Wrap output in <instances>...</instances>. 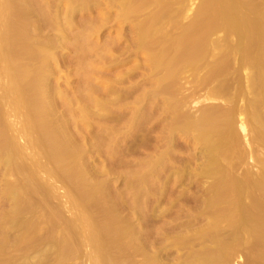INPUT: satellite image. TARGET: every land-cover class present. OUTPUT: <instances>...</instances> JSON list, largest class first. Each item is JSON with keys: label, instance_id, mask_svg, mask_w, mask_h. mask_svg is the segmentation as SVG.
Here are the masks:
<instances>
[{"label": "bare ground", "instance_id": "bare-ground-1", "mask_svg": "<svg viewBox=\"0 0 264 264\" xmlns=\"http://www.w3.org/2000/svg\"><path fill=\"white\" fill-rule=\"evenodd\" d=\"M88 1H90V0H88ZM95 1L96 2H94V3L97 4V2L99 0L98 1L95 0ZM136 1L137 0H103V2H104L103 4L106 6L102 5V3H98V5L101 4V6H99V7L104 6L107 9L104 12V16L102 14L103 18L101 17V22H103L101 24V25H103V26H101V28L102 27L104 28L106 26L105 28L109 29L107 27H109L108 25H110L111 20H113L112 17H110L111 9H113V10L115 9L116 12L120 11L119 14L116 16V18L113 17L114 20L112 21V23H114V21H115V24L119 25V23L122 22V23H120L121 26L123 24L124 19L126 20L127 17L129 19V16L133 17L134 14H139L140 12L136 13V7L132 6L134 4V2H136ZM138 1H139V3H141L143 5L150 4V5H148L149 7L150 6L151 7L160 6V10L157 13V12H151V11L148 12V9H147L146 15H144V12H141L144 15V17L141 14L142 16L140 15L139 17H141L142 19L138 20L139 22H136L137 21L136 20L133 23V21L127 19L129 22L131 21L132 24H131V22L129 23L130 24L129 27H131V28H130V30L129 29L127 30V31H129L128 32L129 36L127 37V35H126L127 33L126 34L123 33L126 36L125 37L126 38V44H125L126 47H124L122 44H121L122 47H120L121 46V45H119L120 40L118 42L115 41L116 42L115 45L114 44L108 45V42L110 40L108 42L103 40V42L105 43V48L104 47L103 48H104V50L107 49V50H105L106 52L104 50H103V52H101V54L103 53V58H104V54H105L106 60H103L101 58L102 56L100 57L103 60L102 67L105 63L104 72L102 71L103 69H101V72L105 73L104 75H106V78L104 80L102 79V81L104 83L101 81L103 83V84L101 83L102 84L101 89L103 91V97L104 98L101 97L103 101L101 100L102 103H100L102 105L101 106L102 108L100 107L101 112H103L101 114L102 115L101 118L103 120V122L101 120V122H102L101 124L104 123L103 138L100 135V137L103 140V141L100 140V142L102 141L101 145H102V143H104V145H102V146H103V148H105V149H103V150H105V154L104 153L103 154L105 155L106 159L109 158V160H111L110 155H112V153L116 154L115 152H117L119 157H122L123 153H126V154L132 153V152H128V148H127L128 145L127 146L125 145L127 143L126 142L127 139L126 140L124 139L125 141H122L125 143H121V140H123V138L126 137L128 134L134 135V136L136 135V133L130 134V131H131V129L133 130L132 127H133L134 123L137 124L136 120L138 122H140L139 120L141 118L140 117L141 115L139 116L140 117L139 118V117H137L138 114H140L142 112H143V114H146V115L148 114L149 116L148 115L147 116L149 118L148 119L149 124H147L148 122H146V124L149 127L147 125H145V122L143 125L142 124L143 121L140 123L143 125V127L144 126L148 127L147 129L150 133V136L146 135V138L151 137V140L150 139L146 140V141L144 140L145 144L147 141L151 142L150 143L151 146H149V147H151V148H149V149H151L150 150L151 152L149 153L151 155V161L149 160L150 164H147V167H149V172H147V174L146 173L144 174V170L145 171L147 170V169H144V167H145L144 166L143 170H142L144 175L139 174V171L136 174L140 175V176H138L139 178L140 177L143 178L145 175L149 176L148 179H150L149 180L150 182L149 181L148 182L150 184L149 189L151 191L150 192L151 193L150 198H152L150 209H151V212L153 213V219L155 220L156 218H154V217H156L159 214H161V218L164 215L169 216L168 218H167V216H164L168 220H169V218H171L170 220H174V218H175V220L178 219V221H179V218L185 217V219H183L182 223H179L176 221L177 222L176 225H178V223H179V228L183 227V229H182L183 233H185L184 229L189 227V223L193 222V224H194L195 223L194 221H196V222L199 221L198 223H200L201 221L204 220L203 222H205V220H206V222H205L206 224L203 225L202 227H200V228L197 227L198 229H194V228L191 230L188 229L187 233L185 234L186 238H185V240H183L184 242L182 241L183 242L182 246L185 245V241L187 238H188L187 241L188 242L190 241L189 237H187L188 236L187 234H189L190 237L192 235L193 236H195V235L201 236L203 239L201 237H199V239H201L203 241H205L204 238L205 239L207 238L204 236L209 237L210 235L212 236L211 237L212 239L218 237L221 240L219 239L218 242L216 240H214V242L216 241L215 244L216 243L217 244H216V248L212 249V251H210L208 249L207 245L205 246L204 249L209 250V253L206 250L202 249L203 253L199 252V256H198L197 252H195L194 254H196V258L198 257L196 259V261H197L196 264H235L234 255L236 254V251H234L233 245H234L235 250H236L238 248V245H236L237 243L236 244H234V243L237 241L240 242L241 239L239 238V236L244 237L245 235L246 236L248 235L249 237L250 236L256 237L254 239H257L258 244L257 243L256 244L260 248V251H258L256 249V247L254 248L256 250H254V249L253 250L251 249V250H252V252L256 251L255 253L258 254L257 260L260 259L261 262L263 263L264 261H262V260H264V167H263L262 172L257 177H254V178H252L246 172L247 174H244L242 176V178L237 177L240 179H237V178L234 179V178H232L230 171L232 172V170H234V168L237 166L233 162V159L234 158H239V159L241 158V153H240L241 149H239V145L241 143V138H243V139L246 138L247 127L249 129L252 128V130L255 131V133H254L255 134L254 135L255 141L258 142L261 146L263 145V147H264V0H200L199 4L197 6L198 8L195 9L197 12L196 13L197 16H195V18H194V16L191 17V23H189L190 22L189 21L188 22L189 24L188 25L186 24L187 26H182L183 28H182L181 32L176 37H173V38H171L172 36L170 37L169 34L167 33V31L165 30L166 25H167L168 21H170V19L172 18L173 15L175 17H176V15H178V16L184 15L183 13L188 11V9L186 10L183 2H181V1L178 2V4L180 3L179 8H177V11L175 10L176 12L174 10H173L174 11L173 12L171 10V7L168 4V2H164L165 0H138ZM170 1H173V0H170ZM177 1H176V3H177ZM187 1L190 2L189 0H187ZM8 2H9V0H8ZM80 2L82 3L83 1H80ZM85 2H87V0ZM94 3H92L93 7H94ZM89 4H90V2H89ZM81 5H83L84 8L86 7V3H84V4L82 3V4H80V6ZM98 5H95V7L97 8ZM72 7L75 8L74 6H72ZM80 8L83 9L82 6ZM170 10L173 13H170L171 12ZM121 11H122V13H121ZM71 12L72 11H70V14H72ZM176 13H179V14H176ZM11 15H14V12L13 13L11 12ZM52 15L51 16L53 17L52 18L53 20L52 21L50 20V22H52V24H54V26H56L58 28L57 25L62 24V22H60L58 24V21H59V19L57 20L58 16L55 17V15H57V14H52ZM194 15H195V13H194ZM51 16L49 17V19H51ZM66 16H68V15H66ZM164 17L166 18V20ZM186 17H187V15H186ZM10 18H12V19H10ZM66 18H68L67 20H71V18H69V17H65V19ZM192 18H194L193 21H192ZM9 19L12 20V21L9 20V23H8L10 26L9 28H11V32H8L7 36L10 34L11 36L9 35V37H13L10 41L13 42L12 40L15 41L14 38L17 39V37L20 36V33H22V30H23L22 28H24V26L22 27L21 25H23V24H21L20 26L22 28H20L18 25H16L17 20H15L14 16L13 17L10 16ZM47 20H48V18H47ZM108 22H109V24H108ZM20 23H21V21H20ZM22 23H24V22H22ZM61 26L62 25H60V27ZM56 27H54V28H56ZM61 28H63V27H61ZM120 28L121 27L119 26V30H118V28H116L115 30L122 32V30H120ZM24 29H26V28H24ZM59 30H60V28L56 29L55 31L58 32ZM25 32H26V30H25ZM60 32H58V33H60ZM124 32H126V30ZM23 33H24V31H23ZM120 33H118V34H120ZM24 34L26 35V33H24ZM24 34H22V35H24ZM25 35L23 37L20 36V38L22 37V39H23L25 37ZM120 35L122 36V34H120ZM120 35H119V37H115V39L117 38L116 40H118V38L122 39L124 37L123 36L121 38ZM7 36H6V39H8ZM107 37L109 39V36H107ZM17 40L21 41V40H19V38ZM25 40H26V37H25ZM41 40H42V43H40ZM114 40H111V43ZM16 41H15V43L10 42L11 44H9L10 45L9 47H11V45H13V44L17 45ZM7 42H8V40H7ZM43 43H44L43 39H39V44L42 45ZM117 43H119V44H117ZM123 43H125V40ZM24 44H26L25 41H24ZM52 44L54 45V46H51L52 48L56 46V44H54V43H52ZM48 45L45 44V47H43V45L40 46V47H42L41 49L47 48L46 51H45V49L41 50L40 47H38L39 49L36 47V50L37 51L39 50L38 52L42 53V54L41 53L39 54L40 56L36 54L38 52L34 50L35 48L34 49L30 48V49H32L31 52L35 51V54H36L35 57L36 56H39V57L43 56L42 60H41V58H39L40 59L39 62L41 63V61H42L41 64L37 61L39 63V67H40V65L42 66V68H43V66L45 67L48 63V59L53 56V54L49 52V51H51V50H49V48L51 49V47H48ZM113 45L115 46V48L113 47ZM109 46H112L114 48V50H112L111 49L112 47H110V50H112V51L116 50V52H114V53L112 51L110 52L108 50ZM9 47H8V49H6V51L10 49L9 52H12L11 49H15L14 53H16L18 56L20 55L16 52V49L18 46L17 47L13 46L14 48L13 47L9 48ZM29 47H30V45H29ZM29 47H27V50ZM4 52L5 51H2V52H0V54L3 55ZM107 52H109V54H107ZM27 53H30V52L28 51ZM110 53L115 54L116 57L110 55ZM4 54L6 55V53H4ZM7 54H9V56H10V57L6 56L7 57L6 60L8 59L7 60L8 61V64H7L8 67L11 66V67L15 68V70H16V72H15V70H13L15 72L14 73L13 71H9L13 68H11V67L7 68L8 72H6V73H8L9 75L11 72H13V74H15V76H16V73L18 74V72H19V74L17 76L20 77L21 74L24 75L27 71H30L31 68L33 67V66L31 67V65H29L30 67H28V66L24 67L26 70L24 68L21 69L22 65H21V67H20V65L19 66L16 65L17 64V61H16L17 55L14 57L12 56V59L15 60L14 63H16L15 64L16 67L17 68L20 67L19 68L20 70L17 72L18 69L12 64L13 61L11 59V55H14L13 52L7 53ZM51 54H52V56H50ZM109 55H110V58H112V61H110L111 59L109 60ZM123 55L125 57H121ZM130 56L134 57V58H132L133 60L134 59L140 60L138 57L141 56L142 60H143V61L141 60L142 64L140 65V64H138L140 62L136 61L138 64L137 66H136V64H134L135 66L133 65V67L130 65L131 66L130 68H127V67L124 68L126 70L125 72L123 71V68L120 71L118 70L119 73H118V71L115 72L118 67H119L118 69H120L122 66H126L124 64L127 63L128 61H130V58H131ZM32 57H34V56H32ZM4 59L5 58L3 57V59H1V60L6 62ZM104 61H106V62H104ZM128 64L129 63H127V65ZM187 65L192 66L194 68V71L196 69H197V71L198 70L204 71L203 75L200 77L201 79L199 78V83L201 85L205 86V85L209 84V82L211 84L210 88L207 87L206 91L204 92V95H201L203 97L202 102L203 101L215 102L214 104L212 103L213 105L207 104V105L200 106L199 108L198 107L195 108V110L197 109L196 114L189 111L191 108H188L189 109L188 110L186 107L189 106L188 100H190V99L193 100L196 94L197 95H196L195 99L193 100V102H195V104L200 103V101L196 100V98L198 99V97H200V94H199V96H198V93H196V92H189L188 95H187V93L184 94V92H182L183 89H182V86L180 84V80L182 79V76L184 73L181 70H182V68L186 67ZM23 66H25V65H23ZM141 66L143 68H145L142 71H144L147 76L146 75L144 76V73H142L140 75L137 74V79L139 77L140 78L146 77L145 79H147V77L150 78L152 75V77L150 79L153 78L152 82H154L153 84L155 86L151 85V88H153V89L150 92V88H148V87L150 86L149 84L152 83L151 80L148 79V82L149 81L151 82V83L147 82L148 86H146L147 83H145L146 81H144L143 83L146 84L145 88L147 87L149 89V90L145 89V91L148 90L149 93H148V91L145 92L143 90L144 89V86H143L142 91L145 92V94L144 95L141 94L143 96L138 94L141 97H139L138 95H137L138 96L137 97L136 93L134 94V90L138 87L136 85H138L139 81L141 80L140 82H142L143 79L139 78L140 80H137L138 81L137 84L134 82L132 83L130 80L134 79V78H132V76L136 75L137 71L142 69ZM113 67H116L115 71L110 72V70H113L112 69ZM135 67H137V68L134 69ZM37 68H38V65H37ZM189 68H191V67H189ZM193 68H191V69H193ZM109 72H110V74H109ZM113 72L116 75L114 77L115 79L113 78L114 80L112 79L113 75L110 76L111 74H113ZM27 73H29V72H27ZM116 73H118L119 75H117ZM13 74H11L12 75L11 77H13ZM40 74H42V73H40ZM141 75H143V76H141ZM15 76L13 78H16ZM39 76H37V78H39L38 82L40 84V82H43V81H42V79H40V77H42V76H40V77ZM21 79H23V78H21ZM13 80H15V79H13ZM17 81L19 82V79ZM15 82L16 81H14V86H13L14 88L17 86V84L15 86ZM18 82H16V83H18ZM23 82L25 83L24 79H23ZM23 82L21 81L22 84H23ZM27 82H29V81H27ZM32 82L33 81H31V83ZM21 83L20 82L18 83L20 86L19 87L17 86L15 88V90H13L14 88L12 89V85H10L11 87L9 86V87H7L8 89L6 88L7 89L6 93L11 94V91L13 90L14 94H16L15 91L17 90V94L14 95L16 97L18 96L16 98L17 107L19 109L22 108L24 110L27 108L28 112L26 110L25 115L28 114L29 116L27 115V117L32 118L30 120H36V122L31 121L34 123L32 126L31 122L28 120L29 118L24 117V118H26L25 120H27L26 122L28 124V126L26 125L28 128L27 127L26 128L27 129L31 128L29 130L31 133H33L32 130L34 131L35 134L37 133L35 136L31 133H29V134L33 135L35 138H37L38 136L40 137V138L38 137L37 140H35V138L32 137V142L33 143L35 142L37 144L38 149L41 148V146L43 149H44V147L47 149L46 152L45 151L43 152L40 149L41 155L45 156L47 154L46 155L47 157H45V159L51 161L49 165H55L56 169H57L58 167H57L56 163L58 161L60 163V160H58L55 164H51V163L55 162L51 158L54 159V157L59 155L57 150H55L58 147V146H56V144H58L59 148L62 149V147H60V143H62L63 141L60 140L61 136L59 138V136H56V134H55L56 137L54 138L52 135H48L49 127L53 128V126H52V124H50L49 121L42 120V119L47 118V117H45L46 116L45 112H44L45 116H43V114H42V112L46 111V110L42 109V107H41V111H39L40 109H38V108L40 107V105L42 106V104H43L40 100L41 99L40 97L42 96L41 95L42 92L40 94L38 93V95H37V92H39L40 88L43 86H41L39 88V90L37 89L38 91L36 89L31 90L36 95V97H35L32 95L31 91H29V88L27 86L22 85ZM33 83L35 85L37 83V80H36V83L35 82H33ZM33 83H32V85H33ZM127 84L128 85L134 84L135 86L134 87H132V86L127 87L128 86ZM140 85H143V84H140ZM140 85L138 87L139 89L141 87ZM37 86L35 85V88H37ZM123 86H126V88H124ZM8 90H11V91L8 92ZM142 91H139L138 93H140ZM194 93H195V95H194ZM39 95H41L40 97H38L40 99H36L37 96H39ZM132 96H134L136 98H134L133 101L127 103L126 100L130 101L132 99V98L130 99V97H132ZM11 98H12V96H11ZM145 98L148 99V101ZM142 99L143 100L145 99L146 102H148L147 104H149L148 105L149 109L147 108L148 110H146V111H149V113H144V112H146L145 110L139 111V106L140 105L145 106V104H146V103L142 104V102H141V101H143ZM39 100H40V102H39ZM147 104H146V107H147ZM14 107L16 108V106H14ZM146 107L144 109H146ZM14 110H17V109H14ZM39 113H40V115H39ZM1 114L2 113H0V117H1L0 122L5 124L4 121H2L3 118H2ZM126 114H127L128 119H127V117H125ZM143 114H142V116H146ZM40 116H43L45 118H41ZM122 117L123 118L125 117L127 119V121L129 120L127 122V130L124 131V133H123V130L121 131V129H122L121 126H124V124L122 123L124 121H121ZM141 119H144V117H142ZM37 120L38 121L41 120L43 122L46 121V123L48 122L50 125L47 123L49 125L48 126L46 123H43V122H42L43 124H41L40 121H39V123H37ZM146 120L147 119L145 118L144 121H146ZM35 123H36V125H35ZM120 123H122L123 125L121 124V126H120ZM140 123H138V124H140ZM142 125H138V127H136L137 128L136 130H138V128H139V131H137V134L139 133L138 135H140V133L142 134L145 132V131H143L145 129H142L140 132L139 126H141V128H142ZM45 126L46 127L48 126V129H46ZM100 126H102V125H100ZM116 126H117V128H116ZM119 126L121 129H119ZM4 127H8V126H6V124H5ZM4 127H2V129L0 130V141H2L3 139L4 140L6 139L4 137V134H5V132H4L5 128ZM124 127H126V126H124ZM3 128H4V130H3ZM44 128H45L46 132L43 131ZM53 129H55V128H53ZM147 129H146V131H147ZM50 131L53 132L54 130H50ZM6 132L8 133V131H6ZM133 132H134V130H133ZM53 133H55V132H53ZM146 133H148V132H145V134ZM149 133H148V135H149ZM50 137H53L54 140L56 138H59V140L62 142L57 143L58 141L56 140L55 141L56 143H55L54 140L51 139ZM143 137H145V136L143 135ZM143 137L141 138V141H142V139H145ZM33 138L35 141L33 140ZM138 141H140V140H138ZM4 142L3 141L0 142V162H1V164H5L6 166L10 167L11 171L15 170L16 171V172H14L15 174L18 171V173H20V172L23 173V177L26 176V174L24 175L25 171L23 170V168L26 170V165L22 161L23 159L22 158L20 160L16 159V158H18V156H20L17 154L19 151H21V148L17 147V145H14L15 143L11 144V143H7V141H6V143H4ZM10 142H12V141H10ZM36 144H34V145L36 146ZM121 144H123V146ZM145 144H142V145L144 146ZM34 145H32L33 148H34ZM135 145L136 144L134 143V146L132 148L129 147L130 150H134L133 152H135L136 150H139L140 149L139 147L142 146L140 144L139 147L137 146L139 149H135L136 148ZM65 146H67V145H64V147ZM67 147L69 148V146H67ZM196 147H198V157H197V152H195ZM144 148H147V144ZM63 149L65 150L66 148H63ZM141 149H143V148L141 147ZM62 150H60V151H62ZM66 150H68V149H66ZM72 150H73V152L77 151V148H76V150H74L72 148ZM72 150L69 149L70 152H66V153H71ZM147 150H148V148H147ZM60 151H59L60 156L62 154H64L63 158L65 159L67 157V156H65V152L61 153ZM112 151H114V152H112ZM119 151H120V153H119ZM141 151H144V150H141ZM141 151H140V153H141ZM42 152H43V154H42ZM49 152H50V154H48ZM136 153H139V152L136 151ZM48 155H50V156H48ZM70 155L73 156V154H70ZM199 155L203 159V161L201 160L200 163L197 162V158H199ZM68 157H69V155H68ZM74 157H75V155H74ZM114 157L112 156V158H114ZM103 158H104V156H103ZM57 159H59V158H57ZM66 159H65V161L63 159H61L64 162V163L62 162L63 164L60 163V165L61 164L63 165V166L61 165L62 168H64L66 164H69V162L68 163L66 162L67 160L70 161L69 158L67 160ZM70 159H73V158H70ZM21 161L24 163L25 166L20 165V163L23 164ZM120 161H121V159H120ZM120 161H117V162H120ZM106 162H108V161H106ZM122 162L123 163H121V162L120 163L122 165L123 164L125 165L124 160H122ZM130 162H132V161H130ZM196 162L199 164H197ZM60 165L58 164V166H60ZM48 166H46V168H42V166H40L39 169L46 170ZM141 166H143V165H141ZM54 167L49 168V171H50V169L51 170L54 169L56 174L58 172H60V171H57ZM61 167H60L61 172H62V170H64V172H65L67 166L65 169H62ZM106 167H107V164H106ZM12 168H13V170H12ZM69 168L71 171L72 167L69 166ZM27 169L29 170V168H27ZM73 169L75 170L76 168H73ZM54 170H52L53 172H51L52 175L55 174ZM67 170H68V168H67ZM74 170H72L71 173L72 172L74 173L75 171H77V173H78L79 169L75 170V171ZM46 171H48V169ZM70 171H68L66 173L63 172L64 175H62L61 172H60V174L58 173L59 175H62V177L60 176L61 178L59 177V175H55V176H58L59 179H61V180L64 179L63 182H65L66 184L69 183V185H70L69 181L71 179L73 182L76 180V178H78V177H76L77 175H75L76 173L74 174L75 178L72 176H70L72 178L68 177L69 176L68 173ZM81 171H83V170H80L79 172H81ZM142 171L140 173H142ZM29 172L30 171H28L27 176L25 177L26 181L23 180L22 185H21L22 182L20 183V185L23 186L22 188L20 187L22 190H20V188L17 187L19 184L18 181H16L17 183L14 182L17 186L12 184L16 188V190L19 189L18 191H20L22 193V191L30 189L31 186L36 191L34 192V190L31 189L32 191H27V193L28 192H30V193L31 192L32 193L38 192L39 193L40 190H44V189H42V186H41L40 187L41 189L39 188L40 190L37 191L38 189L35 186L38 183V181L35 180L34 176L32 178L31 177L32 175L29 174ZM31 172H34V171L32 170ZM18 173L16 174L17 176H19L21 174V173L20 174H18ZM83 173H84V171H83ZM83 173L81 172L82 175H78V176L82 177ZM28 174H29V176H28ZM65 174L67 175V177L65 176ZM138 177L135 178V182L132 181L134 179L131 180L132 184L133 183L138 184V182L141 183L140 181H142V180L144 181L147 179V178L145 179V177H144V179H142L140 181L138 180L136 182V179H138ZM21 178L18 180H21ZM56 178L57 177H55V179ZM30 179H34V181H35V182L33 181L34 183L37 182L35 184V186H34V183L32 185ZM81 179L82 178H79V181H81ZM83 179H82V182H83ZM76 181H78V180H76ZM128 182H130V181H128ZM83 183L82 184L85 187V182H83ZM72 184L75 185L76 182H75V184L74 183H72ZM76 185H78V183ZM76 185L73 187L76 188ZM83 185H81V186L78 185V188L80 186V188L82 190V188H84ZM124 185H126V184H124ZM140 185H142V183ZM143 185H144V183H143ZM86 187H87V184H86ZM88 188L89 187H87V189ZM89 189H91V188H89ZM86 190H83V191L86 192ZM78 191H80V190L78 189ZM95 191L97 192V190H95ZM41 192L43 193L44 191H41ZM41 192L39 194L44 195ZM46 192L47 193L44 192L46 194V198L44 195L45 200L49 199V197H47L48 191H46ZM24 193L26 194V192H24ZM24 193H22V194H24ZM82 194H80V196H82ZM166 194H167V196H169V197H167V198H169L167 200V202L161 201L162 203L163 202L166 203V205L163 204V206L165 205L164 206L165 209H164L163 213H157L158 208L161 205V203H160V199L162 198L161 196L166 195ZM36 195H38V194H36ZM41 195H39L41 197V201L43 200L45 202V200L43 199V197ZM89 195H92V194H88V197H89ZM39 196H37V197L40 198ZM85 197L86 198H84V197L83 198L85 200L87 199V201H88V197L87 196H85ZM89 198L93 199V200H91L92 202L90 201L91 204L96 203V201H94L95 196L93 197V195H92ZM79 200H80V198H79ZM85 200L82 201L83 204H88V202L86 201L87 202L86 203ZM165 200H166V198H165ZM41 201L39 200V202L37 204H39V206L41 204L45 205L44 202L43 201L41 202ZM80 201H79V203H80ZM192 201L195 204V206H192L193 205V204H191ZM189 202H190V206L193 207L191 209L190 208L187 209L185 207V205ZM25 203H27V204H25ZM25 203H24L25 206L27 205V208H29V210L31 209L32 212H34V210L40 208L36 204V202L34 204L35 207L33 206L34 202L32 203L34 210L32 209L33 207L30 208V205H31V204H29L30 202H25ZM21 205L24 206L23 204H21ZM43 205H41V207H43ZM47 205H48V201H47ZM47 205H45L46 209H48ZM89 205H86L84 207L88 208ZM187 205L189 206V204H187ZM25 206L22 208V212L24 211V208H26ZM36 206H38L39 208ZM96 206H97V204H96ZM134 206L135 205H133L132 207H134ZM163 206H160V209H163L164 208ZM93 207H95V206H93ZM161 207H163V208H161ZM27 208H26V210H27ZM45 208H43V209H45ZM40 209H42V208H40ZM49 209L53 210L54 207L49 208ZM92 209H89V211L93 212ZM102 209H100V210H102ZM185 209H187L186 210L187 212L185 211ZM26 210L24 213H26ZM31 210L29 213L27 210L26 215L27 214L29 215L30 213H32ZM94 210H97V209L95 208ZM103 210H104L103 212L105 213V209H103ZM189 210H191V211H189ZM57 211H56V209H54V211H52L50 214L43 211V215H45V216H43V215L42 216L44 217V219H46V218L49 219V221L47 219L46 220L48 222H50L53 230H54V227H56L55 230L58 231V229L63 228L64 225H63V227H62V225H61V227H59L60 223H58V222H60V220L58 217L60 214H58V213H60V212H57ZM87 211H85V212L87 213ZM44 212L46 214H48L47 215L48 217L46 216V214ZM92 212H90V213L92 214ZM103 212H98L100 214H97V212H96L97 215L93 213L96 216V217H93V220L97 219V216H98L99 221L102 220L101 221L102 223L103 222L106 223V224L103 223L104 225L101 223L102 225L99 226L100 222L97 219V222H96V224L98 225V227H97V225L95 224L96 220L94 221L96 228L99 229V233L96 231V234H95L96 237L94 236L95 239H93V243L96 245H98V243H99L101 245L102 250L98 249V248H100V245L98 247L96 246L97 250H99L100 254H99V252L98 253L96 252V253L99 254L100 256H102V254H103L105 256L104 259L106 261L107 260L110 261V262L107 261V264L108 263L114 264V263H116L115 261H117V264H118V263H120L119 260H121L122 257L119 259H117L118 258L117 257L115 259L114 256H111V254L114 253L111 250L114 249L113 251H115V248H116L115 246H116L117 242H119L121 244V240L123 238H120V234L122 235L124 232L121 231V228H120L121 226L117 227L118 222L115 221V219L111 217V216H113V214H109V211L106 212L107 215L109 214L108 216L106 215V213H105V215L103 214L104 215L103 216L104 221H103V219H100V216L102 215L101 213H103ZM88 213H87V215H85V217L84 216L83 217L87 218V217L91 216V214H89V216H88ZM110 213H111V211H110ZM162 214H164V215L162 216ZM175 215H176V217L173 218L172 216H175ZM181 215H184V216L180 217ZM106 216L108 217V219H110V217L112 218V220L110 219L111 221L107 219L110 223L115 221L116 224L115 223L109 224L107 221H105ZM159 216H158V220H160ZM149 217H151V216H149ZM186 218L187 219L191 218V220H189V219L187 220ZM56 219H58V220H56ZM41 220L43 222L45 221L43 219H41ZM54 220L57 222V223L55 222L56 225L59 224V226L57 225L59 227L58 229H57V226H54L55 225ZM158 220H157V222H158ZM175 220H174V222H175ZM180 220H182V219H180ZM185 220H187V221H185ZM150 221L152 222V220H150ZM31 222H30V224L28 222L29 227H31V224H32ZM61 223L63 224V222H61ZM155 223H156V221H155ZM167 223H169V221ZM65 224H67V223H65ZM169 224L172 225L171 223H169ZM174 224H173V228L177 229L178 227H176ZM193 224L191 226H193ZM33 225L34 226L38 225V223L37 222L34 223V221H33ZM185 225H186V227H184ZM27 226L28 225L26 224L25 228H28ZM66 226H68V225H66ZM32 227H31V229H32ZM36 228L37 227H35V229ZM47 229H49L48 232L50 233L49 235L51 236L52 235L51 232H53V230H51V228L49 227V224H48ZM63 229L65 230L66 228H63ZM63 229H59V230H61V234L63 233L62 232ZM26 230H29L28 232H29V234H31L30 231H32L34 229L30 230L28 228ZM26 230L24 233L25 236L27 235L26 233H28ZM69 230H70V228H69ZM48 232H47V234H48ZM69 232L71 234V230ZM97 233L99 234L98 237H97ZM177 234L179 235L180 233L178 232ZM49 235H47V240L51 241L52 243L55 242V239H54V241H52L53 239H51V240H50V238L48 239V237H50ZM63 235H65V237ZM66 235L68 236L67 232L62 234L63 238L66 239V237H67ZM124 235H126V232ZM178 235H176V236H178ZM52 236H51V238H52ZM198 236L196 237V239L198 238ZM248 236H247V238L249 239ZM121 237H123V236H121ZM98 238H100L98 240L99 242L96 241V239H98ZM115 238H118L119 241H118V239H115ZM250 238H253V237H250ZM70 239L67 238L68 241ZM107 239L109 241H111V240L113 241L111 244H109L110 246H107L106 242L109 243V241ZM236 239H238V240L235 241ZM60 240H61V242H60ZM60 240H58V238H57L56 241L57 242L59 241L62 244L63 239H60ZM94 240L97 243L94 242ZM114 240L115 241L117 240V242H115ZM179 240L180 239L178 238V241ZM210 240L211 239H209V241ZM104 241L106 243V245H104L105 248L103 246V244H105ZM197 241L199 242L200 240H197ZM206 241H208V240H206ZM233 241H235V242L233 243ZM243 241H241V242H243ZM57 242H55V243L58 244L59 242L58 243ZM67 242H65L66 245L63 243L64 245L62 244L61 247L59 246V245H61L59 243L58 244L59 247H56L58 250L61 249L60 250V256L58 254L59 257H61V254L67 255L68 254L67 252H69V251L71 254H73L71 252L72 250L69 248V246H72L74 248V245L71 244L72 240L70 242L71 245H69V246L67 245ZM119 243H117V244H119ZM189 243L190 244H187V242H186V244L189 246L191 244H193L191 242H189ZM209 243H211L210 244L211 247L212 246L215 247L214 246L215 244L214 245L212 244L213 240H212V242L210 241ZM54 244H52V245H54ZM56 244H55V246H56ZM122 244H123V242H122ZM179 244H177L178 248L181 247V246H179ZM113 246H114V248H112ZM117 246H120V245H117ZM106 247L108 248V250H109V247H111L109 250V251H111V254H109L110 253L109 251H108L109 253H107V251L105 250V249H107ZM121 247H123V246H120V248ZM124 247L122 249H124ZM253 247H254V245H253ZM118 250H120V249H118ZM200 250L201 249H199V251ZM74 251L75 250L73 249V252ZM200 253H202V254H200ZM233 253H235V254H233ZM255 253H252V254H254L255 260H256V254ZM69 254H68V256H69ZM109 256L113 257L114 260L112 258L111 259L114 262L112 260H110ZM254 256L252 257L253 261H255ZM193 258H195V257H193ZM61 259H62V257H61ZM104 259L102 258L103 262H104ZM124 259H125V257H123L122 261H124ZM185 259L186 258H184L183 260H185ZM125 260H127V258ZM192 260H194V259H191V261ZM122 261H121V263H122ZM186 261H181V262L186 263ZM3 262H5V261H3ZM6 262L4 264H6ZM125 262H126V264H128L129 261L128 262L125 261ZM125 262L122 264H125ZM0 263L3 264L2 262H0ZM7 264H9V263H7ZM152 264H154V262ZM176 264H178V262ZM188 264H192V263H188ZM193 264H195V263H193Z\"/></svg>", "mask_w": 264, "mask_h": 264}, {"label": "rangeland", "instance_id": "rangeland-1", "mask_svg": "<svg viewBox=\"0 0 264 264\" xmlns=\"http://www.w3.org/2000/svg\"><path fill=\"white\" fill-rule=\"evenodd\" d=\"M80 1H83L82 2L83 4L86 3L85 8L83 7V5H81L83 9L80 8L81 7L80 4H82ZM85 1L86 0H9V2H8V0H0V52L5 51L4 53H6V55L4 53H3V55L0 54L1 55L0 56V111H1L0 113H2L1 114L2 118H3L2 121H4L6 126H8V127H4L5 124L0 122V125H1L0 130L2 129V127L5 128V130H4V128H3V130L5 132L4 137L6 138L5 140L4 139L3 140L1 139V140L3 142L5 141L4 143H6V141H7V143H11V144L15 143L14 145H17V147L21 148V151H19L17 154L20 156H18V158H16V159H18V160H20L21 158L23 159L22 161L26 165V170L23 168V170L25 171L24 175L26 174V176H27L28 171H30L29 174L32 175L31 177L33 178V176H34L35 180L38 181V183L40 184L39 185L36 182L38 184L37 185L36 183H34L35 182L34 179H30L32 185H33V183H34V186L36 184L35 187H37V189H38L37 191H39L41 189L40 187L42 186V189H44V190H40L39 193L41 191H44L45 193H47L46 191H48L47 197H49V199H46L48 201V205H47V201L45 200L46 194L44 192L43 193L41 192L42 194L45 195V198H44V195H41L38 192L34 193L36 190H34V188H32L31 185H30L31 186L30 189L22 191V193L26 192V194L25 193L22 194L20 191H18L19 189L16 190V188L13 186V185H16L14 182L18 181L19 184H18V186L17 185L16 186L18 188H20V187L22 188L23 186H21V185L23 184V180L26 181L25 180L26 176L23 177V173L20 172L21 173L20 174V173H18V171H17V173L20 174L21 176L20 175L17 176L16 175L17 173L16 174L14 173V172H16L15 170L11 171L10 167L6 166L5 164H1V162H0V262H2L3 264L6 261H7L6 264L7 263H9V264H103L106 260L104 259L105 256L103 254H102L103 257L99 255L100 254L99 250L101 249V245L99 243H98V245L93 243V239H95L94 236L96 237V235H95L96 231L99 233V229L96 228V225H97L96 222H97V219L99 221V217L97 216V219L94 218L96 221L93 220V217H96L94 215V214H96V212H97V214H100L98 212H103L104 211L103 209H105V213L107 211H109V214H113V216H111V215L110 216L112 218H114L115 221L118 222L119 225L117 224V227L121 226L120 227L121 231L124 232V233L122 232L123 233L122 235L120 234V238H123L121 240V244L123 242L122 245L119 242H117V240L116 241L114 240L115 242L119 243V244L116 243V246H115L116 252L113 251L114 249L111 250L115 254L114 253L111 254V251H109L111 247H109V250L107 247H106L107 249H105L107 251V253L110 252L109 254H111V256H114L115 259L117 257H118L117 259H119L121 257H122V259H123V257H125V259L127 258V260L124 259V261H122V259L119 260L120 263H118V264H122L125 261H127V262L129 261L128 264H152L153 262H154V264H176L177 262H178V264H186V263L187 264L188 263H192V264L195 263L196 264V262H197L196 259L198 257L196 258V254H194V253L197 252V254L199 256V252H202V249H204L206 245H207L208 249L210 251H212V249L216 248L217 243L215 244V242L216 241L218 242L220 238L217 237V238L212 239L211 235L209 236L210 238L208 236H204L207 238L206 239L204 238L205 241H203V240L199 239V237H201V236H198V235L193 236L192 235L193 237L192 236L190 237V235L187 234L188 235L187 237H189V240H190L189 242H191L193 244H191L190 246L187 245V244H190L187 241L188 240V238H187L185 241L186 246L185 245L182 246L183 242H184L183 240H185V238H186L185 234L187 233L188 229L189 230H191L193 228L198 229V228H200L206 224L205 223L206 220H205V222H203L204 221L203 220L200 223H198L199 221L198 222L194 221L196 224L195 223L193 224V222L189 223V227L187 226L188 228H185L184 229L185 233H183V230H182L183 227L179 228V223H182L183 219H185V217H182L184 215L180 216L182 218H179V221L177 219L179 216L176 218L177 220H175V218H174V217H176V215L172 216L174 218L175 222L176 221L179 222L178 225H176L177 222L175 223L174 220H170L171 218H169V220H168L167 218L169 216L164 215V214H162V216L163 215L167 216V218H165L164 216L161 218V214H159L160 216L157 215L156 217H154L158 220V216H159L160 220H158V222L156 219L155 220L153 219V213L151 212V209H150L152 198H150L151 197L150 196L151 191L149 189L150 188V186H149L150 185L149 184L150 179H148L149 176L148 175L144 176L145 179L147 178L146 180H144L145 181L144 182L142 180V179H144V177L143 178L140 177L141 178L140 179L138 177L140 175L136 174L139 171V174L142 175L143 174L142 170H143L144 166L146 167V168L144 167V169H147L146 171L144 170V174L145 173L147 174V172H149V167H147V164H150V161H151V155L149 154L151 152L150 151L151 149H149V148H151V147H149V146H151L150 145L151 142L150 141L146 142L148 150H147V148H144L146 146V144L144 143V140L145 141L149 140V139L151 140V137L146 138V135L150 136V133L147 129L149 127L147 125V124H149V122H148V119H149L148 116L149 115L147 114L148 115L147 116L146 114H143V112L142 113L139 112L140 114H138V116H137V117H139L141 115L140 116L141 118L144 117V119H141L139 117L140 120L139 119L138 120L140 122L143 121L142 122L143 125L145 122V125H147L148 127L147 126L143 127V125L136 120L137 124L140 123L138 125H142V128H141V126H139L140 132L142 129H145L143 131L149 133V135H148V133L145 134V132L142 134L140 133V135L142 137H143V135L145 136V137H143L145 139H142V141H141L142 137L140 135H138L139 133L137 134V131H139V128H138V130H136L137 129L136 127H138V125L136 123H134V125L132 127L134 132L131 129L130 134L136 133L137 136L128 134L126 137L123 138V140H121V143H125L122 141H125L127 139L126 140L127 143L125 145L126 146L128 145V147H127L128 152H132V153H130L131 155L129 153H127V154L123 153L122 154L123 156L119 157L117 152H115L117 154L116 155V154H113L112 152H114V151H112L111 152L112 155H110L111 160H109V158L106 159V157L104 155L105 150H103V149H105V148H103V146H102V145H104V143H102V145H101V142L103 141L102 138H103V130H104V127H103L104 123L101 124L103 122V120L101 118V116H102L101 114L103 112H101V108H102L101 106L102 105L100 103H102V101H103L102 98H104L103 97V91L101 88H102V84L104 83L102 81V79L104 80L106 78V75H104L105 73H103L104 68H105L104 67L105 63L102 67L103 60H106L105 54H104V58H103V53L101 54V52H103V50L105 48V43L103 42V40H105L106 42H108L110 40L109 41L110 43L108 42V45L109 44L115 45L116 42H118L120 40V44L119 43H117V44H119V45L122 44L124 47H126V45H125L126 44V38H125L126 36L123 33H125V34L127 33L126 34L127 37L129 36V33H128L129 31H127L128 29L130 30V28H131V27H129V25H130L129 23L131 21H133V23H134L136 20H137L136 22H139L138 20L142 19L141 17H139L142 14L141 12H144V15H146L147 9H148V12L151 11V12H157L158 13L160 10V6H154V7L150 6L149 7L148 5H150V4L143 5V4L139 3V1L137 0L136 2H134V4L132 6L136 7V13H139V12L140 13L134 14L133 17L129 16V19L127 17L128 20H131L130 22L127 19L126 20L124 19L125 22L122 20L123 21L122 26L120 24L122 22H120L119 25L115 24V21H114V23H112V21L114 20V18H116V16L119 14L120 11L116 12L115 9H114L115 11L113 9H111L110 17H112L113 20H111L110 23L112 25L114 24L115 26L114 25L112 26L110 24V25H108L109 27H107L109 29H106L105 28L106 26L104 28L103 27L101 28V26H103V25H101L103 23V22H101V17L103 18L104 12L107 10L106 7H104L106 5L103 4L104 3L103 0L102 1L99 0L100 2L97 0L98 1L97 4L94 3V2H96L95 0H90V1L87 0V2H85ZM169 1L170 0H168V1L165 0L164 2H168L172 11L173 10L177 11V8H179V4H180V3L178 4V2H180V1L183 2L186 10L188 9V11L183 13L184 15H180V16L176 15V17L173 15L174 17L172 16L170 21L167 20L168 23L166 25L165 30L167 31L169 36L170 37L172 36L171 38H173V37H176L181 32V30L183 28L182 26H187L189 23H191V17L194 16V18H195V16H197V14H196L197 12L195 9L198 8L197 6H198L200 0H189L190 2H188L187 0H178V1L173 0L170 2ZM176 1H177V3H176ZM89 2H90V4H89ZM92 3H94V7H93ZM98 3H102V5H104V6L99 7V6H101V4L98 5ZM95 5H98V7L96 8ZM72 6H74L75 8H73ZM70 11H72L71 12L72 14H70ZM172 11L170 13L174 12V11L173 12ZM11 12L12 13L14 12V15H11ZM121 13H122V11H121ZM194 13H195V15H194ZM52 14H57V15H55V17L58 16V18H57V20L59 19L58 24L60 22H62V24H60V25H62L61 27H63V28H61L60 25H57L58 28H60V30L58 31V32L61 31L60 33L55 31L58 28L56 26H54V24H52V22H50V20L51 21L53 20ZM102 14H103V16H102ZM176 14H179V13H176ZM66 15H68V16H66ZM144 15H143V17H144ZM186 15H187V17H186ZM10 16L15 17V20H17L16 25H18L20 28H22L23 26H24V28H26V29L22 28L23 29V30L21 29L22 33H20V36H22V37L25 35L24 33H26V35H25L26 40H25V37L22 39V37L20 38V36H18L17 39L19 38V40H21V39L22 40L18 41L16 38H14L15 41L16 40L18 41V42L16 41L17 45H14V44L11 45V47H13V46L17 47L18 46L16 49V52L20 55L18 56L16 53H14L15 49H11L14 55L10 54L11 59H12V56L14 57L17 55L16 56L17 64L14 63L15 60L12 59V61H13L12 64L15 67H16V65H18V66L20 65V67L22 65L21 69H23L26 66L30 67L29 65H31V67L33 66L30 70L31 72L27 71V72H29V73L26 72L27 74L24 72L25 74L24 75L21 74L22 77L20 76L21 78L24 79L25 83L27 81H29L26 84L23 82V79H21L19 76H17L19 74L18 71L20 70L19 69L20 67H18V68L16 67L18 69L17 70L18 74L16 73V76H15V74H13V72H14L13 70H15V68H13L11 66L8 67V65H7L8 59L6 60V58L9 56V54H7V53H12V52H9L10 49L7 50L8 51L7 52L6 49H8V47L10 46L9 44H11L13 42L15 43L14 40H12L13 42L10 41L13 38V37H9L10 34L7 36L8 32H11V28H9L10 26L8 24L9 20L12 19V18L9 19ZM50 16H51V19H49ZM65 17H69V18H71V20H67L68 18L65 19ZM47 18L49 21L47 20ZM194 18H192V21L194 20ZM165 20H166V18H165ZM10 21H12V20H10ZM20 21H21V23H20ZM22 22H24V23H22ZM21 24H23V25H21ZM108 24H109V22H108ZM131 24H132V22H131ZM119 26L121 27L120 30H122V32L120 31L121 33L119 31L115 30L116 28H118V30H119ZM54 27H56V28H54ZM25 30H26V32H25ZM125 30H126V32H124ZM23 31H24V33H23ZM117 32L122 34V36L120 34H118ZM22 34H24V35H22ZM119 35L121 36V38L123 36L124 37L122 39L118 38V40H116L117 38L115 39V37H119ZM6 36L8 37V39H6ZM107 36H109V39ZM39 39H43L44 43L47 41L45 44L46 45L49 44L50 46L48 45V47L54 46L52 43L56 44L55 47H53V48L51 47V49L49 48V50H51L49 52L52 53L53 56H52V54L50 55L52 57H50L48 59L47 65L45 67L43 66V68L41 65L39 67V63H40L39 58H41V60H42L43 56L41 55L42 57H39L40 56L39 54L41 52H38L39 50L37 51L36 47L38 48L42 45H43V47H45V44L43 43L42 45H40ZM123 39L125 40V43H123L124 42ZM7 40H8V42H7ZM23 40L26 42V44H24ZM111 40H114V41H112V43H111ZM40 43H42V40ZM29 45H30V47H29ZM114 45H113V47L115 48ZM122 45L120 47H122ZM11 47H9V48H11ZM27 47H29L28 50H27ZM110 47H112V46H109L108 50L111 52L112 50H114V48L112 47L111 48L112 50H110ZM30 48H32V49L35 48L34 50L38 52V53H36L37 55H39V56H36L37 58L35 57V55H36L35 51H33L34 53L31 52L32 49H30ZM41 48L42 47H40V49ZM44 49L46 51L47 48H43L41 50H44ZM105 50H107V49H105ZM28 51L31 54L27 53ZM112 52L114 53V52H116V50L112 51ZM107 54H109V52H107ZM110 55L115 56V54H112V53H110ZM110 55H109V60L111 59L110 61H112V58H110ZM124 55L121 57H125ZM32 56H34V57H32ZM3 57L5 58L4 60L7 63L1 60V59H3ZM132 58H134V57H131L130 61L127 62V63H129L128 65H127V63H125L124 65H126V66H122V67L120 66L121 68L118 69L119 68L118 67L116 71H115L116 67H113L112 68L113 70H110V72L111 71L117 72L118 70L119 71L122 70V68H123V71L125 72L126 70L124 68H126V67L130 68L131 66L133 67L134 64H136V66L138 64H140V65L142 64L141 63V60H142L141 56L138 57L140 60L134 59L135 60L134 61ZM136 61L140 62V63L137 64ZM104 62H106V61H104ZM41 63H42V61H41ZM23 65H25V66H23ZM37 65H38L39 69L37 68ZM10 67L13 69H11L9 71H13V72H11L9 75L6 72H8L7 68H10ZM189 67L193 68L190 65L189 66L187 65L186 67L182 68L181 71L184 73H183L182 79L180 80V84L182 86V89H183L182 92H184V94L187 93V95H188L189 92H196V93H198V96L200 94V97L197 96L198 99L196 98V100L200 101V103L195 104V102H193V100L195 99V97L197 95V94L195 95V93H194V95H195L194 99L188 100L189 106L186 107L187 109L191 108L190 110L189 109L188 110L190 112H193L194 114H196L197 109L195 110V108H197V107L199 108L200 106L207 105V104H209V105L212 103L214 104L215 102H213V101H203L202 102L203 97L201 95H204V92L206 91L207 87L210 88L211 84L209 82V84H207L205 86L201 85L199 83V78L203 75L204 71H199V70L197 71V69L194 71V68L191 69ZM136 68L137 67H135L134 69H136ZM141 68L142 69H140L139 71L136 70L137 71L136 75L132 76V78H134V79L130 80L132 83L134 82L137 84L138 83L137 80L143 79L142 82H140L141 81L140 80L138 85H136L139 87L140 84H143V85H140L141 90L138 87H137L138 89L134 88L135 89L134 94L136 93V96L138 94L144 95L145 92H147L149 90L148 88H150V92H151V90L153 89V88H151V85H154L153 84L154 82H152L153 78L150 79L152 77V75L150 78L147 77V79H145L146 77L140 78L138 76L140 79L139 78L137 79V74L140 75V74L144 73V76L146 75V73L144 71H142L145 68H143L142 66H141ZM101 69H103L102 70L103 72H101ZM119 71H118V73H119ZM15 72H16V70H15ZM110 72H109V74H110ZM40 73H42V74H40ZM118 73H116V74L119 75ZM11 74H13V77L15 76L16 78L11 77L12 76ZM39 75L42 77H40ZM112 75H113V77H112V79H113L116 75L114 72L110 76H112ZM37 76H39L40 79H42V81H43V82H40V84L38 82L39 78H37ZM141 76H143V75H141ZM13 79H15V80H13ZM16 79L17 80L19 79L20 83L22 81L23 84L22 83L21 84L24 86H27L29 88V91H31L33 89L39 90V88L41 86H43V87H41L42 89L40 88L39 92H37V95H38V93L40 94L42 92V94H41L42 96L39 95L36 98V99L41 98L40 100L44 104V105L42 104V106L40 105V107L38 108V109H40L39 111H41V107H42V109L46 110V111L42 110L43 111L42 114H43V116H45L44 115V112H45V114H46L45 117H47V118L42 119V120L49 121L50 124H52L53 128H55V129H53V128L49 127L48 135H52L54 138L56 136H59V138H60V136H61L60 140H62L63 142L60 141L59 138H56L55 140L53 137H50V138L53 139L54 142L56 140L58 141L57 143L62 142V143H60V147H62V149L63 148L68 149V150L65 149L66 151L64 149L62 150L59 148V145L56 144V146H58V147L55 150H57V152L59 154L56 157L59 159H57L56 157H54V159L51 158L52 160L55 161L51 164H55L58 160H60V163H62L63 160L65 161V159L69 155L68 158L70 161L67 160L68 158L66 159L67 160L66 162L67 163L69 162V164H66V165L64 164L65 165L64 168L61 167V165L64 162L60 165V163L58 161L57 163L60 166H58V164L56 163V165L59 169H60V167L62 169H65L67 166L68 170L66 168L65 172H64V170H62V172H61V169L60 170L58 168L56 169L55 165H49L51 161L45 159V157H47L46 156L47 154L45 156H43V155H41V152H40V149L43 152L44 151L46 152L47 149L44 147V149H45L44 150L42 148V146H41V148L38 149L37 144L35 142L34 143L32 142V137H34L37 133L35 134L33 130H32L33 133H31L29 131L31 129L30 127H29L30 129H27L28 124L26 122L27 120H25V119L29 118V117H27L28 114L25 115V113H26V110L28 112V109L26 108L24 110L21 107H20L21 109H19L17 107L16 98L18 96L17 97L14 96L17 94V90L15 91L16 94H14L13 90H15V88L17 86L19 87L20 85L18 84L19 82ZM148 79H150L152 83L149 81L151 83V84H149L150 86L148 88L147 87L145 88V85H146L145 83L148 82ZM36 80H37V83H36ZM14 81L18 82V83L15 82V86L17 84V86L15 88L13 87ZM31 81L35 82L36 83L35 85L36 86L38 85L39 87L37 86V88H35L34 83L32 82L33 83V85H32ZM144 81H146V82L143 83ZM148 83L146 86H148ZM10 85H12V89L13 88L14 89L12 91L8 90V92L11 91V94L10 93L7 94L6 93L7 89H8L7 87H9ZM129 86L134 87L135 85L134 84L128 85L127 87H129ZM143 86H144V89H143ZM123 87L126 88V86H123ZM142 89L144 91H145V89H148V90L143 92ZM139 91H142L143 93L142 92L138 93ZM31 93L33 96L36 97V95L34 94L33 91H31ZM148 93H149V91H148ZM10 95L12 96V98ZM140 95H138V96L139 97L143 96V95H141V96ZM38 97H40V98H38ZM134 98H136V97L132 96V97H130L131 100L130 101L126 100V102L129 103V102L133 101ZM145 99L144 100L142 99L143 101L140 100L142 102V104L148 103V102H146V100L148 101V99H146V100ZM40 100H39V102H40ZM12 104L14 106H16V108ZM146 104H145V106L142 105L143 107L140 105L141 107L139 106V111L140 110L141 111L148 110L149 104H147V107H146ZM145 107H146V109H144ZM14 109H17V110H14ZM144 113H149V111H146ZM142 114L146 115V116H142ZM39 115H40V113H39ZM43 116H40V117L45 118ZM24 117H26V118H24ZM125 117H127V114L125 115ZM125 117L124 118L122 117L121 121H124L122 123L126 127L121 126L122 123H120V126L122 127V129L119 126V129H121V131L123 130V133H124V131L127 130V122L129 121V120L127 121L128 117H127V119ZM145 118L147 119L146 121H144ZM30 119H32V118L28 119L30 122L31 121L36 122V120H30ZM101 120H102V122H101ZM0 121H1V117H0ZM39 121L41 124L46 123V121H44V122L41 120H39ZM39 121L37 120V123H39ZM33 122H31L32 126L34 124ZM146 122H148V123L146 124ZM35 125H36V123H35ZM100 125H102V126H100ZM48 126L47 127L45 126L46 129H48ZM116 128H117V126H116ZM146 129H147V131H146ZM250 129L247 127L246 138H244V139L241 138V143L239 145V149H241V152H240L241 158L240 159L239 158L233 159V162L237 166L234 168V170H232V172L230 171V174H231L232 178H234V179L237 177L242 178V176L244 174H247V173L252 178L257 177L262 172L263 167H264V147H263V145L261 146L258 142L255 141V138H254L255 131L252 130V128H250ZM50 130H54L53 132H55V133H53ZM6 131H8V133ZM43 131L46 132L45 128ZM29 133L33 134L34 136L30 135ZM55 134H56V136H55ZM100 135L102 138L100 137ZM34 138H33V140H34ZM37 138H35V140H37ZM137 139L140 141H138ZM100 140H102V141L100 142ZM2 141H0V142H2ZM10 141H12V142H10ZM134 143L136 144L135 145L136 148L134 147L135 149L140 148L139 150H136L139 153H136V151L133 152L134 150H130L129 147L132 148L134 146ZM29 144L30 145L36 144V146L34 145V148H33V146L32 145L30 146ZM140 144L141 145L145 144L144 146L143 145L141 146L143 149H141V147H139ZM64 145L69 146V148L67 146L64 147ZM121 145L123 146V144H121ZM72 148L74 150H76V148H77V151L73 152ZM69 149L72 150L71 153H66V152H70ZM58 150L59 151L62 150V151H60L61 153L65 152V156H67V157L64 159L63 158L64 154H62L61 155L62 157H61ZM141 150H144V151H141ZM140 151H141V153H140ZM43 152H42V154H43ZM195 152H197V157H198V147H196ZM119 153H120V151H119ZM48 154H50V152ZM70 154H73V156ZM74 155H75V157H74ZM48 156H50V155H48ZM103 156H104V158H103ZM112 156L113 157L115 156V157L112 158ZM60 158L63 160H61ZM70 158H73V159H70ZM120 159H121V161H120ZM122 160H124L125 165L121 164V163H123ZM201 160L203 161V159L199 155V158H197V162L200 163ZM106 161H108L110 164ZM117 161H120L121 163L117 162ZM130 161H132V162H130ZM24 163L23 164L20 163V165L25 166ZM105 163L107 164V167H106ZM199 163H197V164H199ZM68 165L70 167H72L71 171L74 170L73 168H76L75 170L79 169L78 170L79 174L75 170H74L75 171L74 173L73 172L71 173ZM141 165H143V166H141ZM40 166H42V168H46V166H48L47 167L48 171H49V168H53L55 166L54 168L57 171H60L62 173V175H64V173L70 171L69 173L71 175L68 173V175H69L68 177H70V176L74 177L75 175H77L76 177H78V178H76V180H78V181H76L74 179L75 178L74 177L73 179L75 181L72 182V179H71L69 181L70 185H69V183L66 184L65 182H63L64 179L63 180L59 179L60 176L62 177V175H59L60 172H58L59 174L58 173L56 174L55 170L52 169V170H54V173H55V174L53 173L54 175H52L51 172H53V171L51 169L48 172V171H46L47 169L46 170L39 169ZM27 168H29V170ZM31 169L34 172H31L32 171ZM12 170H13V168H12ZM80 170L84 171V173H83V171H81L83 173L84 177L78 176V175H82L81 172H79ZM141 171H142V173H140ZM29 174H28V176H29ZM55 175H59V177L55 176ZM54 176L57 177L58 179L57 178L55 179ZM65 176L67 177L66 174H65ZM135 176L138 177V179H136V182L138 180L139 181L142 180V181H140L142 183V185H140L141 183H139V182H138L139 185L137 183L132 184V181L135 182V178H136ZM72 177H70V178H72ZM20 178H21V180H18ZM79 178H82V179L84 178L83 182H85V187L87 184V187H89L91 189H89V188L87 189V187L85 188L83 185L84 183L82 182V179H81V181H79ZM132 179H134V180H132ZM237 179H240V178H237ZM128 181H130V182H128ZM71 182L74 184L76 182V184L78 183V185H80V186L83 185L84 188H82V190H81L80 186L78 188V185L75 184L76 188H77L76 189L75 187H73L75 185H73ZM20 183H21V185H20ZM143 183H144V185H143ZM124 184H126V185L128 184V185L126 186ZM21 188H20V190H22ZM31 189L34 190V192L33 193L31 192L32 194L30 192L27 193V191H32ZM78 189L80 191H78ZM83 190H86V192H84ZM95 190H97V192ZM87 193L92 194L93 197L95 196L94 201H96V203L93 202L95 205L90 203V201L93 199L89 198V197L92 195H89V197H88ZM36 194H38V195H36ZM80 194H82V196H80ZM39 195H41L43 197V199L45 200L46 203L43 200L42 201L44 202L45 205L48 206L47 207L48 209L54 207V209H56V211L58 210L57 212H60V213H58V214H60L58 217L60 220V222H58V223H60V226H59V224H57V225L59 227H61V225L63 227V225H64L63 228H66V229L64 230L63 228H59L55 224V222H56L55 220H54V224H55L54 226H57V229L58 228L63 229L62 234L67 232L68 236L66 235L67 236L66 239L63 238V236L65 237V235L62 236L61 230L58 229V231H59L58 232L57 230H55L56 227H54V230L52 229L50 222H48L49 219L46 218L48 221L46 219H44L43 216H45V215H43V211L50 214L52 211H54V209L48 210L45 208L46 206L43 204H41V205H43V207H41V205L39 206V204H37L39 202V200L41 201V197ZM37 196H39L40 198H38ZM85 196L88 197V201H87V199L86 200L84 199V198H86ZM161 197H160L161 198L160 199V203H161L160 206H163V204L166 205V203H164V202H167V200L169 199L167 197H169V196H167V194H166V195H162ZM164 197L166 198V200ZM79 198H80V200L82 198L83 199L80 201ZM84 200H85V202L87 201L88 204H83L82 201H84ZM79 201H80V203H79ZM161 201H164V202L162 203ZM25 202H30L29 203V204H31L30 208L33 206L35 207L34 204L36 202V204L42 209H40L38 206H36L39 209L35 208L36 210H34V207H33L32 209L34 210V212H32V210L30 209L32 213H30L29 215L28 214L26 215L27 210H28V213L30 212V210H29V208H27V205L25 206V204H27ZM32 203H33V206H32ZM21 204H23L27 208V210H26V208H24V211L22 212V208L24 206H22ZM96 204H97V206H96ZM187 204H189V206H190V202ZM187 204L185 205V207L187 209L193 208L191 206L189 207ZM191 204H193L192 206H195L193 201L191 202ZM86 205H89V207H88L89 209L93 208L92 209L93 212L89 211L88 208L84 207ZM133 205H135V206L132 207ZM93 206H95V207H93ZM160 206L158 208L157 213H163V211L165 209L164 206H163L164 208L161 207L163 209H160ZM43 208H45L46 210ZM95 208L98 211L94 210ZM100 209H102V210H100ZM187 209H185V211ZM25 210H26V213H24ZM85 211H87V213L89 212L88 216H89V214H91L90 212H92V214L94 213L93 214L94 216L91 214V216L84 218L85 215H87V213ZM110 211H111V213H110ZM189 211H191V210H189ZM105 213L104 212L101 213L102 217L100 216V219H103V221H104L103 216L105 215ZM47 215L48 214H46V216ZM106 215H107V213H106ZM107 216H106L105 221H107L109 224H111V223L116 224V222L114 220H113L114 222L110 223L108 220H110V219L112 220V218L109 216L110 219H108ZM149 216H151V217H149ZM41 219L45 220L46 222L45 221L43 222ZM180 219H182V220H180ZM188 219L191 220V218H188ZM56 220H58V219H56ZM150 220H152V222L154 224ZM187 220H185V221H187ZM33 221H34V223L37 222L38 225L34 226ZM94 221H95L96 225L94 224ZM101 221L102 220L99 221L100 224L98 223L99 226L104 223V222L102 223ZM155 221H156V223H155ZM168 221L172 225L167 223ZM28 222H29V224H30V222L32 223L31 227L33 226L32 229H34V230H32L31 227H29ZM61 222H63V224ZM47 223L49 224V227L51 228V230H53V232L50 231L51 234L53 235V236L51 235L52 238L49 235L50 233L48 232L49 229H47L48 228ZM65 223H67V224H65ZM26 224L28 225L27 227L33 231V232L30 231L31 234H29V232H28L29 230H26V229H28V228H25ZM104 224H106V223H104ZM173 224L178 228L174 229ZM192 224H193V226H191ZM66 225H68L69 227ZM35 227H37V228L35 229ZM97 227H98V225H97ZM184 227H186V225ZM69 228L71 230L72 235L69 232L70 231ZM25 230L28 232V233H26L27 234L26 236L24 234ZM47 232H48V234H47ZM125 232H126V235H124ZM178 232L180 233L179 234L180 236L177 234ZM98 233H97V237L99 236ZM47 235L50 236V237H48V239L49 238H50V240L53 239L52 241H54V239H55V242H57L56 241L57 238H58V240L63 239L62 242L65 245H66L65 242L68 241L67 238L68 239L71 238L67 242V245L68 246L71 244L74 245V248L72 246H69V248L72 250L71 252L73 254H71L70 251L67 252L68 254L70 253L69 254L70 257L68 256V254L67 255L61 254V257H62V259H61V257H59L61 249L58 250L56 247H59V246L61 247L63 243L62 244L60 243L61 240H60V242L58 241L61 244L58 246V244H59L58 242H57L58 244H56L55 242L52 243L51 241H48ZM176 235H178L179 237ZM121 236H123V237H121ZM197 236H198V238L196 239ZM245 236L244 237L239 236L241 241L244 240L243 242H241L240 240H239L240 242H238L237 241L238 239L235 240L237 242L233 241V243L235 242L234 244L237 243L236 245H238V248L236 247L237 248L236 250H235V247L233 245V249H234V251H236V254L233 253V254H235L234 255L235 264H263L264 262L262 263L260 259L257 260L258 254L255 253L256 251L252 252V250L255 247L258 251H260V248L257 245L258 244L257 239H254L256 237L250 236V237H253V238H250L247 235L249 237V239H248L247 236L246 237ZM180 237L181 238L183 237V238L181 239ZM178 238L180 239L179 241L181 243L178 241ZM99 239L100 238L96 239V241H98ZM115 239H118V238H115ZM209 239H211L210 240L211 242L213 240L212 244L213 245L215 244L214 245L215 247L212 246L213 247L212 248L210 246L211 243H209L210 242ZM71 240H72V242H71ZM197 240H200L201 242L200 241L198 242ZM206 240H208V241H206ZM214 240H216V241L214 242ZM96 241L94 240V242H96ZM118 241H119V239H118ZM70 242H71V244H70ZM112 242H113L112 240L109 241V243L106 242L107 246H110L109 244H111ZM186 242H187V244H186ZM54 243L56 244V246ZM104 243H105V241H104ZM106 243L103 244V246L106 245ZM52 244H54V245H52ZM177 244H179V246H181V247L178 248ZM99 245H100V248H98L99 250H97V247ZM117 245H120L123 247L125 246V247H124V249H122L123 247L120 248V246H117ZM253 245H254V247H253ZM71 247L75 250L74 252H73V249ZM104 248H105V246H104ZM112 248H114V246ZM118 249H120V250H118ZM199 249H201V250L199 251ZM256 249H254V250H256ZM204 250H206L209 253V250H207V249H204ZM96 252L97 253L99 252V254H97ZM202 253H200V254H202ZM252 253L256 254V260H255L254 254H252ZM58 254H59V256H58ZM111 256H109L110 260L113 259V257H111ZM253 256H254L255 261H253V258H252ZM101 257L104 259V262L102 261ZM193 257H195V258H193ZM184 258H186V259L183 260ZM191 259H194V260H192L193 262L191 261ZM3 261H5V262H3ZM107 261L105 262L106 264H107ZM121 261H122V263H121ZM181 261H186V263H183ZM262 261H264V260H262ZM108 262H110V261H108ZM115 262L116 263H114V264H117V261H115ZM110 264H113V263H110ZM125 264H126V262H125Z\"/></svg>", "mask_w": 264, "mask_h": 264}]
</instances>
